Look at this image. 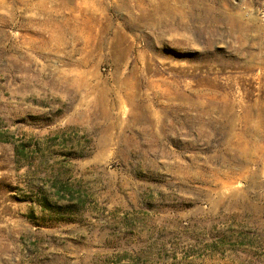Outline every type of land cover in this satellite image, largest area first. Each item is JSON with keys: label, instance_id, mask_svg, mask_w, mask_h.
Masks as SVG:
<instances>
[{"label": "rangeland", "instance_id": "1", "mask_svg": "<svg viewBox=\"0 0 264 264\" xmlns=\"http://www.w3.org/2000/svg\"><path fill=\"white\" fill-rule=\"evenodd\" d=\"M0 264H264V0H0Z\"/></svg>", "mask_w": 264, "mask_h": 264}]
</instances>
